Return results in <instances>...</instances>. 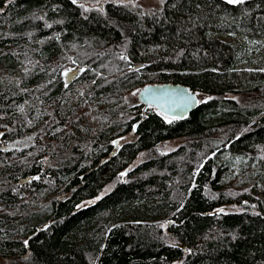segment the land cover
Instances as JSON below:
<instances>
[{
    "label": "trees",
    "instance_id": "16d2710c",
    "mask_svg": "<svg viewBox=\"0 0 264 264\" xmlns=\"http://www.w3.org/2000/svg\"><path fill=\"white\" fill-rule=\"evenodd\" d=\"M0 10L1 264H264V0ZM164 82L208 97L169 120L125 102Z\"/></svg>",
    "mask_w": 264,
    "mask_h": 264
},
{
    "label": "water",
    "instance_id": "95a60500",
    "mask_svg": "<svg viewBox=\"0 0 264 264\" xmlns=\"http://www.w3.org/2000/svg\"><path fill=\"white\" fill-rule=\"evenodd\" d=\"M140 65L137 63L134 67L137 68ZM80 69L83 70L84 68L75 65L62 71L65 85L71 83L78 77L82 72L79 71ZM65 72H68V74L65 75ZM137 98L145 106H154L164 115L176 118H183L198 104V97L195 92L183 84L171 82L146 84L139 90ZM115 142H117L116 139L114 140ZM1 149H3V146L0 147ZM35 178V175H27L21 177L19 182L24 184Z\"/></svg>",
    "mask_w": 264,
    "mask_h": 264
},
{
    "label": "rangeland",
    "instance_id": "374dc122",
    "mask_svg": "<svg viewBox=\"0 0 264 264\" xmlns=\"http://www.w3.org/2000/svg\"><path fill=\"white\" fill-rule=\"evenodd\" d=\"M132 2V4H135L137 7H140V10L145 12V11H149L151 8H153L157 3L160 2V0H130ZM262 48L258 49L254 55H257L260 51H261ZM75 65H80L78 63H75L74 65H72L71 67L75 66ZM80 66H84V68H86V64H82ZM70 68V67H69ZM141 89V87H136L134 89H132L131 91H129L124 99H125V102L127 103V105L129 106H136L138 104H142L138 98H137V94L139 92V90ZM198 100L199 101H203L205 100L208 96L207 95H202L200 93H198L197 95ZM236 98L243 101L244 98L242 95H236ZM163 116L166 118V119H171L172 117H169V116H166L163 114ZM130 136V135H129ZM129 138V137H128ZM4 142V144H3ZM7 142V143H6ZM179 141L178 140H170V141H166V142H162L160 143V145L157 147V150L158 152H165V151H169L171 149H173L174 147H176L178 145ZM18 143L16 142H12V141H9V140H4V139H0V147L4 146L3 149L1 150H8L9 148H14V147H18L17 145ZM117 145V144H116ZM116 145H114V147L112 148V150L115 151L116 149ZM20 146V145H19ZM146 157L145 154L143 153H140L136 159L134 161H132V163L129 165V168H132L134 166H136L138 163H140V161L142 159H144ZM233 206H224L223 207V210H230ZM1 264V263H0Z\"/></svg>",
    "mask_w": 264,
    "mask_h": 264
},
{
    "label": "snow or ice",
    "instance_id": "6c2138e0",
    "mask_svg": "<svg viewBox=\"0 0 264 264\" xmlns=\"http://www.w3.org/2000/svg\"><path fill=\"white\" fill-rule=\"evenodd\" d=\"M227 2H228L229 4H240V3H243L244 0H227ZM0 11H2V10H0ZM79 71H83V70L80 69ZM64 74L67 75L68 72H65ZM169 122H170V121H169ZM120 175H121V176H124L125 173H121ZM97 199H99V197H98ZM220 211H223V209H221ZM25 244H27V241L25 242Z\"/></svg>",
    "mask_w": 264,
    "mask_h": 264
},
{
    "label": "flooded vegetation",
    "instance_id": "af4514ba",
    "mask_svg": "<svg viewBox=\"0 0 264 264\" xmlns=\"http://www.w3.org/2000/svg\"><path fill=\"white\" fill-rule=\"evenodd\" d=\"M7 143V142H6ZM3 144H4V142H3ZM117 144V143H116ZM4 147V146H3ZM114 147V146H113Z\"/></svg>",
    "mask_w": 264,
    "mask_h": 264
}]
</instances>
